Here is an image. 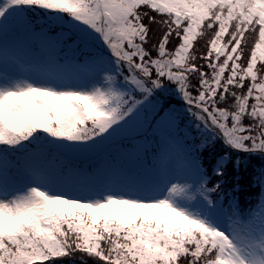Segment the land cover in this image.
<instances>
[{
    "label": "snow or ice",
    "instance_id": "6c2138e0",
    "mask_svg": "<svg viewBox=\"0 0 264 264\" xmlns=\"http://www.w3.org/2000/svg\"><path fill=\"white\" fill-rule=\"evenodd\" d=\"M0 264H264V0H0Z\"/></svg>",
    "mask_w": 264,
    "mask_h": 264
}]
</instances>
